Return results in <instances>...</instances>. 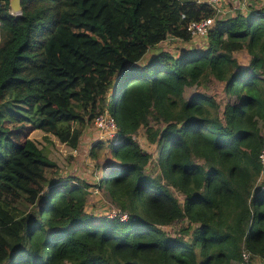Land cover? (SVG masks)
<instances>
[{
	"label": "trees",
	"instance_id": "16d2710c",
	"mask_svg": "<svg viewBox=\"0 0 264 264\" xmlns=\"http://www.w3.org/2000/svg\"><path fill=\"white\" fill-rule=\"evenodd\" d=\"M21 6L14 14L0 0V264L264 261V8L220 18L196 0ZM205 19H214L205 50H158L190 41L188 26ZM212 79L226 102L185 99ZM107 114L119 140L92 147L96 158L106 147L114 166L96 187L126 222L90 215L93 186L58 178L31 138L41 131L77 150ZM142 129L156 151L140 145Z\"/></svg>",
	"mask_w": 264,
	"mask_h": 264
},
{
	"label": "rangeland",
	"instance_id": "374dc122",
	"mask_svg": "<svg viewBox=\"0 0 264 264\" xmlns=\"http://www.w3.org/2000/svg\"><path fill=\"white\" fill-rule=\"evenodd\" d=\"M196 1L198 2V0ZM251 2H254V4ZM251 6H253L252 8L263 9L264 2L263 0H223L216 11L220 18H229L234 17L241 10L251 8ZM1 41L2 35L0 33V43ZM207 47V37L197 36L192 37L188 42L171 38L160 44L158 50L165 51L179 58L186 51L194 49L205 50ZM235 56L242 66L247 67L249 65L250 57L246 52L237 53ZM200 93H207L210 96H214L219 102L227 101L223 84L213 79L201 86L187 88L185 91V99L189 101ZM111 94H115L114 89L111 90ZM234 101L235 99L233 98L232 102ZM262 129L264 130V128ZM137 136L140 145L145 151L150 153L156 151L155 146H150L144 129L140 130ZM31 138L57 164L59 169L58 178L74 183H78V180H80L93 186L89 189L88 203L86 206V210L90 215L97 218H115L119 217V214H122L114 205L105 187H96V184L101 180L103 175L109 173L114 167L109 162L108 149L105 147L103 150L97 151V158L91 154L92 147L97 142L108 143L114 141V143H117L119 140L116 123L110 115L107 114L105 117L97 119L83 129L82 145L77 150L62 144L54 136H46L41 131L32 133ZM56 175L49 174L50 177ZM31 209L30 207L28 211ZM168 231L173 232L171 228H168ZM253 261V264H264V261L259 258L253 259Z\"/></svg>",
	"mask_w": 264,
	"mask_h": 264
},
{
	"label": "built area",
	"instance_id": "2783aa9c",
	"mask_svg": "<svg viewBox=\"0 0 264 264\" xmlns=\"http://www.w3.org/2000/svg\"><path fill=\"white\" fill-rule=\"evenodd\" d=\"M222 1L223 0H198L200 4H206L216 10L218 6L222 3ZM213 25H214V19H205L200 22H195V23L190 24L187 28V31L190 33L192 37H197V36L207 37ZM261 160H262V163L264 164V150L261 155ZM119 218L123 222H126L128 220L127 214H124V213L119 214ZM248 258H249V255L244 254V259L248 260Z\"/></svg>",
	"mask_w": 264,
	"mask_h": 264
},
{
	"label": "water",
	"instance_id": "95a60500",
	"mask_svg": "<svg viewBox=\"0 0 264 264\" xmlns=\"http://www.w3.org/2000/svg\"><path fill=\"white\" fill-rule=\"evenodd\" d=\"M22 0H10V8L14 14H19L22 11Z\"/></svg>",
	"mask_w": 264,
	"mask_h": 264
}]
</instances>
